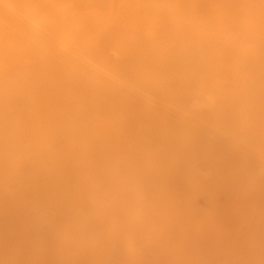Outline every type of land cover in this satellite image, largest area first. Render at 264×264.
<instances>
[{
	"label": "bare ground",
	"instance_id": "bare-ground-1",
	"mask_svg": "<svg viewBox=\"0 0 264 264\" xmlns=\"http://www.w3.org/2000/svg\"><path fill=\"white\" fill-rule=\"evenodd\" d=\"M0 264H264V0H0Z\"/></svg>",
	"mask_w": 264,
	"mask_h": 264
}]
</instances>
